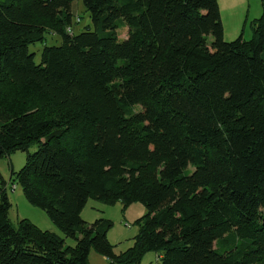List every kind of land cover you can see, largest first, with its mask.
Returning <instances> with one entry per match:
<instances>
[{
  "label": "trees",
  "instance_id": "16d2710c",
  "mask_svg": "<svg viewBox=\"0 0 264 264\" xmlns=\"http://www.w3.org/2000/svg\"><path fill=\"white\" fill-rule=\"evenodd\" d=\"M77 2L0 0V158L27 152L0 171V264H264V0L231 41L218 0H82L75 33ZM10 183L75 242L14 224ZM90 198L146 206L132 246Z\"/></svg>",
  "mask_w": 264,
  "mask_h": 264
},
{
  "label": "rangeland",
  "instance_id": "374dc122",
  "mask_svg": "<svg viewBox=\"0 0 264 264\" xmlns=\"http://www.w3.org/2000/svg\"><path fill=\"white\" fill-rule=\"evenodd\" d=\"M75 7L77 8L76 15H74V25L73 32L79 33L86 25L93 26L92 19L89 12L86 10L82 0H77ZM221 10V15H223V20L225 23L224 27V39L226 41H231L240 36L242 30L244 29L243 36L246 39H251L252 37V27L251 21L254 19L255 8L262 9V0H244L243 1V11L247 10L248 3H251L250 15L245 13L244 20L241 24V29H234L231 25V6L230 0H218ZM245 6V8H244ZM246 17L248 19L245 21ZM253 18V19H251ZM79 19V21H78ZM78 21V22H76ZM245 21V22H244ZM120 39H124L128 35V27H121L118 29ZM238 32V33H237ZM213 40L212 36L208 37V42L211 43ZM62 38L58 34L46 33V39L44 42H36L30 45V51L36 53L35 60L40 62L41 52L46 44H60ZM37 149V144L30 148L33 152ZM27 152L18 150L10 155H6L0 158V171L3 175L9 179L11 175H15L14 172L19 171L26 162ZM13 184V183H12ZM11 183L8 185V195L11 201V209L9 216L14 224L22 218H27L38 225L40 228L54 232L59 237H64L67 244H73L75 240L71 237H65L64 233L56 226V224L50 219L47 212L40 207L31 204L26 198L24 191L21 186L16 184V188L13 189ZM147 212L146 206L141 202H134L130 206L125 207L121 201L115 204H108L101 200L90 198L84 207L81 215L84 220L89 223L94 222L98 218L110 219L113 224L108 230V238L112 244L116 245V251L121 252L126 250L133 244V237L138 233L139 228L136 220L143 216ZM159 252L149 251L145 254L142 261L138 264H158L159 262ZM89 261L91 264H111L110 260L97 253L94 249L91 250L89 255Z\"/></svg>",
  "mask_w": 264,
  "mask_h": 264
},
{
  "label": "crops",
  "instance_id": "0c3cea01",
  "mask_svg": "<svg viewBox=\"0 0 264 264\" xmlns=\"http://www.w3.org/2000/svg\"><path fill=\"white\" fill-rule=\"evenodd\" d=\"M243 1L244 0H230L231 12L229 14L231 16V22H232L231 25L234 27V29H237L238 32L241 29V24L244 20V16L246 15L245 13L250 15L251 3H248L249 8H247V10L245 12V10L243 11ZM244 8H245V6H244ZM261 13H262V9H259L256 7L254 10V15H255L254 18L259 17L261 15ZM247 19H248V17H246L245 21ZM251 19H253V18H251ZM222 20H223V15H222ZM223 24L225 27L224 21H223Z\"/></svg>",
  "mask_w": 264,
  "mask_h": 264
},
{
  "label": "built area",
  "instance_id": "2783aa9c",
  "mask_svg": "<svg viewBox=\"0 0 264 264\" xmlns=\"http://www.w3.org/2000/svg\"><path fill=\"white\" fill-rule=\"evenodd\" d=\"M16 188V184H13V189H15Z\"/></svg>",
  "mask_w": 264,
  "mask_h": 264
}]
</instances>
